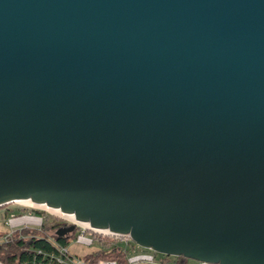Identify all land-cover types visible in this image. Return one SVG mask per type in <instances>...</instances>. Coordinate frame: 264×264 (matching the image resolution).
I'll return each instance as SVG.
<instances>
[{
    "label": "water",
    "instance_id": "1",
    "mask_svg": "<svg viewBox=\"0 0 264 264\" xmlns=\"http://www.w3.org/2000/svg\"><path fill=\"white\" fill-rule=\"evenodd\" d=\"M22 199L264 264V0H0V205Z\"/></svg>",
    "mask_w": 264,
    "mask_h": 264
},
{
    "label": "trees",
    "instance_id": "2",
    "mask_svg": "<svg viewBox=\"0 0 264 264\" xmlns=\"http://www.w3.org/2000/svg\"><path fill=\"white\" fill-rule=\"evenodd\" d=\"M23 210L25 211L26 209ZM13 211L25 213L20 209H5L1 213L3 221L6 220L8 215L15 213ZM29 211L41 216V224L35 228L24 226L16 228L11 234L4 237L0 241V260L6 264H61L57 260L58 249L55 244L68 245L72 239H76L81 227L76 225L72 232L65 235H56L55 230L59 226L71 224L72 221L56 217L43 209H29ZM20 212L19 214H22ZM48 230H53L54 233L49 235L47 233ZM87 231L92 235L91 244L95 245L92 251L81 256L87 261L95 262L100 258H108L116 259L119 264H124L127 261V255L134 246H139L132 239L125 242L122 235L104 234L89 229ZM150 250L152 251V249ZM152 252L156 255L160 253L154 250ZM170 256H174V261L178 262V264H218L201 263L197 260L188 263L189 259L183 255L176 256L160 253L158 257L164 260H171Z\"/></svg>",
    "mask_w": 264,
    "mask_h": 264
},
{
    "label": "built area",
    "instance_id": "3",
    "mask_svg": "<svg viewBox=\"0 0 264 264\" xmlns=\"http://www.w3.org/2000/svg\"><path fill=\"white\" fill-rule=\"evenodd\" d=\"M23 216V218L20 221H15L18 218L21 217H15L14 214L8 215L6 218L5 222L8 223L11 227V230L6 233L5 237L9 234L12 233V231L16 228H21V227H28V228H35L39 227L41 224V216H38L37 214H31L30 212L28 214H20ZM21 225V226H19ZM77 225V224H76ZM93 230L94 232H101L99 230H95L93 227H85L82 226L80 228V231L78 232V236L76 237V241L83 244L90 245L92 243V235L89 231L87 230ZM104 233V232H101ZM107 234H112L110 232H107ZM104 233V234H106ZM115 235H122V234H115ZM122 238L125 242L130 241L131 237L128 234L122 235ZM58 249V256L57 260L61 264H119L116 259H105V258H100L97 261H87L80 255H74L70 253L68 249V245H61V244H55ZM135 250V247L132 249ZM178 264V262L174 260H164L159 258L154 252L152 251H147V252H135L134 254H128L127 255V261L124 264ZM0 264H6L2 260H0ZM122 264V263H121Z\"/></svg>",
    "mask_w": 264,
    "mask_h": 264
},
{
    "label": "rangeland",
    "instance_id": "4",
    "mask_svg": "<svg viewBox=\"0 0 264 264\" xmlns=\"http://www.w3.org/2000/svg\"><path fill=\"white\" fill-rule=\"evenodd\" d=\"M8 208H12V209H20L22 210L23 212H25L24 214H28L29 212L31 214H34L33 211H29V209H43V208H36V207H32V206H27V205H24L23 203H19V202H16V201H11V202H7V203H4L2 205H0V241L5 237L6 233L9 231V229L11 230V227L8 223H5V221H3V218H2V215L1 213L5 210V209H8ZM23 209H26L25 211ZM45 210L46 212L48 213H51L52 215L56 216V217H59V218H65L66 220L68 221H72L71 219L65 217V215H60V214H54L52 213L51 211H48L46 209H43ZM15 213H11V214H14L15 217H21L22 215L19 214V212L17 213L16 211H13ZM22 213V212H20ZM10 214V215H11ZM19 214V215H17ZM77 226L79 225L80 227H82L83 225L82 224H79L76 223ZM21 226V225H19ZM47 233L49 235L53 234V230H48ZM105 233V232H104ZM135 247V250H131V252L129 254H134L135 252H147L150 250V248H145V247H142V246H134ZM93 248H95V245L94 244H90V245H87V244H83V243H80L77 242L75 239H72L69 244H68V249L70 251V253L74 254V255H77V256H83L84 254H86L87 252H90L93 250ZM151 251V250H150ZM153 251V250H152ZM158 256H160V253L157 254ZM171 260H174V256H170ZM188 263H191V261L193 262L194 259H191V258H188ZM136 264V263H135ZM138 264V263H137Z\"/></svg>",
    "mask_w": 264,
    "mask_h": 264
},
{
    "label": "bare ground",
    "instance_id": "5",
    "mask_svg": "<svg viewBox=\"0 0 264 264\" xmlns=\"http://www.w3.org/2000/svg\"><path fill=\"white\" fill-rule=\"evenodd\" d=\"M16 202L23 203L24 205H27V206H32V207H36V208H43V209H46L48 211H51L54 214H60V215H63V216L65 215V217L71 219L72 221H75L76 223L79 222V224H82L85 227H91L89 222H82V221H79V219L76 220L74 214H69V213L62 212L60 210V208L51 207V206H48L45 203H38L37 201L34 202L31 199H22V200H17ZM22 218H23V216L21 218L16 219L15 221H20ZM94 229L95 230H99L101 232H105V233H106V231L109 232V230L107 228L106 229H98V228L94 227Z\"/></svg>",
    "mask_w": 264,
    "mask_h": 264
},
{
    "label": "flooded vegetation",
    "instance_id": "6",
    "mask_svg": "<svg viewBox=\"0 0 264 264\" xmlns=\"http://www.w3.org/2000/svg\"><path fill=\"white\" fill-rule=\"evenodd\" d=\"M73 222V221H72ZM65 224H62L61 226H64ZM69 225V224H68ZM68 225H65V226H68ZM60 227V226H59ZM76 227V226H75ZM75 229V228H74Z\"/></svg>",
    "mask_w": 264,
    "mask_h": 264
}]
</instances>
